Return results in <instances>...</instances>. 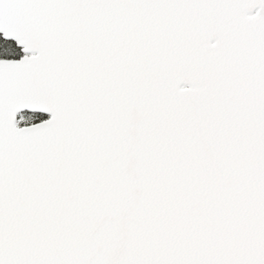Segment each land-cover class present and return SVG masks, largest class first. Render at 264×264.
Segmentation results:
<instances>
[{"label":"snow or ice","instance_id":"6c2138e0","mask_svg":"<svg viewBox=\"0 0 264 264\" xmlns=\"http://www.w3.org/2000/svg\"><path fill=\"white\" fill-rule=\"evenodd\" d=\"M0 264H264V0H0Z\"/></svg>","mask_w":264,"mask_h":264}]
</instances>
